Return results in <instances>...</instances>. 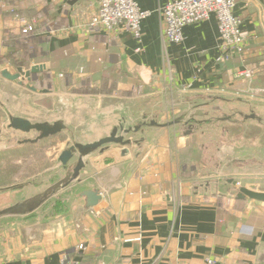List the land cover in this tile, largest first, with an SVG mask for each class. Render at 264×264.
I'll use <instances>...</instances> for the list:
<instances>
[{
  "label": "crops",
  "instance_id": "obj_1",
  "mask_svg": "<svg viewBox=\"0 0 264 264\" xmlns=\"http://www.w3.org/2000/svg\"><path fill=\"white\" fill-rule=\"evenodd\" d=\"M170 1L137 0L151 12L139 41L95 30L96 0H0V109L9 119L54 122L30 114L58 96L77 110L70 123L85 112L101 124L112 115L94 141L121 118L200 112L192 132L152 127L129 135L144 139L125 155L118 145L92 154L82 181L59 193L65 205L53 220L0 223V264H264V201L237 198L229 182L264 190V121L246 117L264 119V0H237L248 53L226 61L215 15L186 25L180 43L165 39L161 10ZM20 17L34 31L23 33ZM35 64L46 68L23 85L2 75ZM243 69L254 76L237 77ZM86 190L101 193L96 206L86 207Z\"/></svg>",
  "mask_w": 264,
  "mask_h": 264
},
{
  "label": "rangeland",
  "instance_id": "obj_2",
  "mask_svg": "<svg viewBox=\"0 0 264 264\" xmlns=\"http://www.w3.org/2000/svg\"><path fill=\"white\" fill-rule=\"evenodd\" d=\"M103 90L106 91L107 89ZM80 91H90L92 93L94 89L84 86ZM57 98L58 96L44 99L42 103L47 107L46 112H35L33 110L30 117L34 120L46 119L53 121L64 119L65 123L67 122L68 129L42 139L35 144L22 143L25 139L36 138L37 134L35 132L24 133L10 128L8 115L0 109V150L2 149L0 151V209L43 194L72 172V166L77 157L64 167L59 160V156L65 149H68L76 139L81 142L92 141L98 136L97 131L101 135L108 131L112 115H106L105 123L101 124L98 118H93L92 112H85L80 113V117L76 118L74 123H70L71 115L77 113L76 108L59 106ZM77 99L83 98L77 97ZM33 101L39 103L35 99ZM58 106L59 109L56 110ZM190 106L179 109V112L174 116L188 111ZM7 188L9 190L4 191ZM64 205L63 202H59L58 193V195L48 199L32 215L4 216L0 217V223L15 219H31L36 216L50 217L53 220L56 214H59V209L63 208Z\"/></svg>",
  "mask_w": 264,
  "mask_h": 264
},
{
  "label": "water",
  "instance_id": "obj_3",
  "mask_svg": "<svg viewBox=\"0 0 264 264\" xmlns=\"http://www.w3.org/2000/svg\"><path fill=\"white\" fill-rule=\"evenodd\" d=\"M45 68V64H35L27 70H25L23 67H18V70L15 74L10 73L8 70H4L2 75L9 80L18 81L21 85H23L26 81L30 82L34 74L42 72ZM29 88L32 91H37V89L33 86H30ZM44 92H49V90L46 89ZM199 113L200 112L197 114ZM197 114L192 115V113H186L182 116L169 119L166 122H159V118H157V116L149 118L145 114L143 116V121L140 120L133 124L126 121L125 118H121L122 120H120V122L111 129L108 135L102 136L98 140L87 143L74 141L70 147L65 149L59 156V160L64 165V167H66L77 156V160L72 166V172L46 190L43 194L38 195L30 200H26L22 203H16L12 206L0 209V217L9 215H27L33 213L48 199L58 195V193H60L62 190L69 189L70 191L77 182L82 181V171L86 167L92 154L96 153L97 151L104 152L112 145H118L123 148L122 153L125 155L127 152H129V145L140 144V142L144 139H133L129 136L130 134H136L139 132L144 134L145 130L148 128L170 127L174 125H182V127L188 129L189 132H192L199 124L197 120L195 121V116ZM246 117L264 121L263 118H260L256 114H248ZM192 123L194 127L190 126ZM10 128L22 131L24 133L35 132L37 134L36 138L25 139L22 141V143H37L42 139L67 130L68 126L64 119L55 120L54 122H33L24 117L10 115ZM229 182L233 186L232 193L236 195L237 198H250L264 201V190H262L263 185H261L260 182L247 179L238 180L235 178L230 179ZM6 190L9 189L7 188L4 191ZM83 196L86 197L87 208L96 206L102 198L99 190H86L83 193ZM60 197L61 195L59 194V198Z\"/></svg>",
  "mask_w": 264,
  "mask_h": 264
},
{
  "label": "built area",
  "instance_id": "obj_4",
  "mask_svg": "<svg viewBox=\"0 0 264 264\" xmlns=\"http://www.w3.org/2000/svg\"><path fill=\"white\" fill-rule=\"evenodd\" d=\"M96 2L98 9L90 21V25L95 30L128 33L136 40H142V22L151 12L140 8L137 0H96ZM236 5L237 0H172L161 10L165 22V39L171 43H180L186 25L215 15L225 53L219 60L226 61L235 54L245 56L248 53L247 39L241 28L243 19L235 13ZM19 19L23 33L34 31V22H28L22 17ZM8 38L6 36V39ZM254 74L253 69H243L238 71L236 76L250 79ZM208 263H212V260L208 259Z\"/></svg>",
  "mask_w": 264,
  "mask_h": 264
}]
</instances>
